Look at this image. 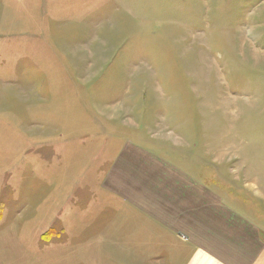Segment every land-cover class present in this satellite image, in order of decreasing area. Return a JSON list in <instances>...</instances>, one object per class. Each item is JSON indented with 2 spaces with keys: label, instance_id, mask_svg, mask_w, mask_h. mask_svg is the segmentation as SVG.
Masks as SVG:
<instances>
[{
  "label": "rangeland",
  "instance_id": "obj_1",
  "mask_svg": "<svg viewBox=\"0 0 264 264\" xmlns=\"http://www.w3.org/2000/svg\"><path fill=\"white\" fill-rule=\"evenodd\" d=\"M251 8L0 0V264H138V206L112 182L138 170V150L165 162L158 179L195 180L264 221L244 187L264 192V18Z\"/></svg>",
  "mask_w": 264,
  "mask_h": 264
},
{
  "label": "crops",
  "instance_id": "obj_2",
  "mask_svg": "<svg viewBox=\"0 0 264 264\" xmlns=\"http://www.w3.org/2000/svg\"><path fill=\"white\" fill-rule=\"evenodd\" d=\"M250 1L248 20L260 22L264 5H258L264 0ZM138 154L147 156H141L138 170L128 173L122 166L112 181L138 206V264H264L263 217L257 221L253 212L236 209L195 180L158 179L165 162L152 152L138 150ZM143 159L148 167L139 164ZM245 169L259 170L258 166ZM238 181L230 183L237 186ZM246 185L254 187L256 197L264 198V192H255L258 184L246 181Z\"/></svg>",
  "mask_w": 264,
  "mask_h": 264
},
{
  "label": "trees",
  "instance_id": "obj_3",
  "mask_svg": "<svg viewBox=\"0 0 264 264\" xmlns=\"http://www.w3.org/2000/svg\"><path fill=\"white\" fill-rule=\"evenodd\" d=\"M2 218V215L0 214V219Z\"/></svg>",
  "mask_w": 264,
  "mask_h": 264
}]
</instances>
